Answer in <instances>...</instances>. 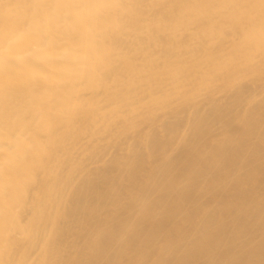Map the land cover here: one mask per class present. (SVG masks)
<instances>
[{"label": "bare ground", "instance_id": "1", "mask_svg": "<svg viewBox=\"0 0 264 264\" xmlns=\"http://www.w3.org/2000/svg\"><path fill=\"white\" fill-rule=\"evenodd\" d=\"M4 261L264 264V0H0Z\"/></svg>", "mask_w": 264, "mask_h": 264}, {"label": "clouds", "instance_id": "2", "mask_svg": "<svg viewBox=\"0 0 264 264\" xmlns=\"http://www.w3.org/2000/svg\"><path fill=\"white\" fill-rule=\"evenodd\" d=\"M164 97H160V98H158L156 101H154V102H156V103H162V102H164ZM2 264H9V262L8 261H4V262H2Z\"/></svg>", "mask_w": 264, "mask_h": 264}]
</instances>
